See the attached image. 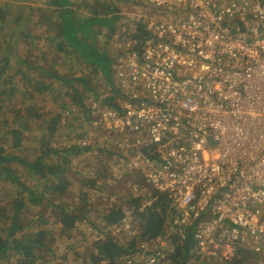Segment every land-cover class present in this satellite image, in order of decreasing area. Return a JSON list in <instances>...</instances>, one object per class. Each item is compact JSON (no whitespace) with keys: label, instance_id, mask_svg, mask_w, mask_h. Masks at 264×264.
I'll list each match as a JSON object with an SVG mask.
<instances>
[{"label":"built area","instance_id":"1","mask_svg":"<svg viewBox=\"0 0 264 264\" xmlns=\"http://www.w3.org/2000/svg\"><path fill=\"white\" fill-rule=\"evenodd\" d=\"M119 15L149 38L136 50L129 24L112 63L117 107H89L123 172L172 214L167 233L142 239L126 208L95 241L135 242L121 264H175L170 236L190 234L187 264H228L242 249L264 264V0H126Z\"/></svg>","mask_w":264,"mask_h":264},{"label":"trees","instance_id":"2","mask_svg":"<svg viewBox=\"0 0 264 264\" xmlns=\"http://www.w3.org/2000/svg\"><path fill=\"white\" fill-rule=\"evenodd\" d=\"M25 1L0 0V264H54L55 252L50 246L52 242H58L57 238L59 241L69 242L64 249L72 255V243L86 244L92 240V232L102 233L108 225L119 222L126 208L134 210L135 221L141 229L140 238L154 239L162 233H167L165 221L172 212L166 199L156 193H152L150 197L146 194L136 197L131 194L122 196L118 198L117 203H109L108 208H99L92 218L90 217L93 216V208L88 207L87 193L78 198L79 205H75L73 199L68 202L65 198L67 190L72 186L66 167L69 159L88 153L96 145H69L64 149H55L51 139L57 131L65 128L60 125L61 112L65 109L68 112L75 109L73 113L77 111L76 119L80 122L82 131L75 138L86 137L92 134L95 128L101 127L95 125L96 120L91 114L93 110L89 104L93 101L88 103L90 99H83L78 93L80 89L73 85L75 81L80 82L85 93H94V99H100L98 93L88 87L86 78H70L66 81L63 75L44 69L35 62L37 55L42 53L40 47L33 43L37 34L31 32L36 27L34 19L31 20L36 15V9L27 6ZM42 2L59 21V35L50 36L48 42L54 44L59 53L67 51L64 46H69L85 63L94 65L95 70H98L105 80H111L112 84V63L120 50H117L115 56L105 59L106 54L99 52L96 42L99 38L107 39V34L99 33L95 27H105L112 34L116 32L117 23L119 26V20L122 19L119 13L126 0H120L121 3L115 8L106 7V12L112 15L110 18L105 15L95 16L98 15L95 13L94 17L82 18L80 21L71 19L77 17L73 16L77 13L76 10L71 8L78 6V0ZM79 6L81 8L83 4ZM132 25L134 32L130 38L134 40L138 50L149 38V34L142 21L133 19ZM12 64L16 68L12 67ZM15 79L16 82L24 81V84H15L17 89L8 85ZM113 83L115 85V82ZM71 96L73 99L70 100ZM118 96V90L113 88L102 104L116 108ZM41 97L50 98L54 106L55 103L60 104L58 111H46ZM67 99L69 102L66 103ZM29 126L31 132H34L30 137L26 132L30 130ZM73 132L71 130L67 134L71 136ZM28 137L29 140L35 138V142L30 143L34 148V155H30L24 148L25 144L29 143L26 140ZM2 140L4 142H1ZM97 150L99 154L104 151L101 147ZM59 154L62 161L55 159ZM23 173L36 178L37 183L28 186L21 179ZM100 176L103 180L107 175L104 173ZM121 176L128 175L123 172ZM135 176L133 183L137 185L136 192H140L141 178L136 179ZM80 180L85 182L82 185L90 184L86 175H80ZM110 187L111 184H103L97 188L106 192ZM124 187L125 185H122L119 189ZM142 200H152V203L136 212ZM92 201L94 202L93 199ZM40 205L42 208L38 209ZM49 209L59 210L55 219L45 214ZM170 240L176 251L173 256L174 263H189L194 256L191 235L188 234L184 240L170 236ZM135 246V242L118 246L110 237H104L103 240L92 242L91 251L83 259V264H121V259L135 252ZM65 257L69 256L61 255V260L66 261ZM255 260L256 257L250 251L242 249L228 264H250Z\"/></svg>","mask_w":264,"mask_h":264},{"label":"rangeland","instance_id":"3","mask_svg":"<svg viewBox=\"0 0 264 264\" xmlns=\"http://www.w3.org/2000/svg\"><path fill=\"white\" fill-rule=\"evenodd\" d=\"M24 1V0H22ZM79 4L78 6H74L71 9L76 10V14L73 16H77L74 18H71L73 20H81L82 18H90L94 17V14H98L95 16H106L107 18L112 17V15L108 14L106 12V7H112L115 8L120 4V0H78ZM27 6H30L32 8L36 9V15L31 18V20L34 19V22L36 23L35 26L31 32H35L37 34V38L34 39L33 42L34 45H38L42 51L40 56L37 55V58H35V62L39 63L41 67L44 69H48L51 71H54L55 73L59 75H63V78L67 81L70 78H77V77H83L86 78L89 85L88 87H91L94 89L99 96V101L105 99L108 97L111 92L113 91V88L116 89L113 82H115L114 75L113 80L111 84V80H105L101 73L98 70H95L94 65H90L89 63H85L81 57L75 52L74 50H71L69 46H64L66 50H63L59 53L54 48V44H50L48 42V39L50 36L59 35V30L57 28V24L59 21L58 19H55V17L51 14V12L48 10L49 8H46L43 5L42 0H26L24 2ZM83 4V6L80 8V4ZM14 10V9H12ZM15 13V11L13 12ZM122 17V16H121ZM125 18H122L119 20V26L117 23L116 32L109 33L105 27H95L99 31V33L107 34V39L105 38H99L96 42V46L100 53L106 54L107 57L105 59L110 57H113L116 55L117 50L120 49V45L122 43L118 40V38L121 36L122 33L128 32L129 24L132 23L130 18V22H124ZM116 27V24L114 25ZM53 29V30H50ZM124 30L126 32H124ZM130 31V30H129ZM61 41V40H59ZM49 43V44H48ZM30 50V49H29ZM21 51V50H20ZM67 52V53H66ZM12 67L16 68L14 64L11 65ZM23 85L24 81H10L8 85L14 86V88L17 89L15 84ZM73 85H76L78 89V93L83 96V99H90L88 101H94V93H85L84 90H82L80 86V82L75 81ZM76 97V96H75ZM72 96L70 97L71 100ZM77 98V97H76ZM63 99V98H62ZM73 99V98H72ZM44 109L46 111L54 112L58 111L59 105L55 103L56 106H54L53 103H51L50 98H40ZM66 103L69 102V99L65 101ZM108 106V105H107ZM75 109H71L70 112H68L66 109L61 112V122L60 125L62 127H65L63 129H60L56 132V134L51 139L52 145L55 147V149H64L68 147L69 145H75L78 147H85V146H95L91 149L88 153L81 154L80 156L72 157L69 159L67 164L68 169V177L72 182L71 188L67 190V193L65 195V198L68 199V202L73 199L75 201V205H79L78 198L83 195L84 193H87L88 197V207L93 208V212L90 218L94 217L96 215V212L100 210L103 206L105 208H108L107 206H110L112 203H117L118 198L122 196H128L130 194L129 191H131L132 183L134 181V178L128 175V176H120L123 171L122 169H127L126 167H120V160L122 158L120 157V152L117 146V142L115 139H111L110 141L105 140L104 134L102 133L103 129L100 130V128H95L94 132L92 134H88L86 137L83 138H75L78 133H80V122H77L76 119V112L73 113ZM12 116V115H11ZM80 119V116H77ZM30 130H27L26 132L29 133V137L34 134V132H31V126H29ZM85 129V128H84ZM83 129V130H84ZM74 131L71 136L67 134V132ZM26 138V140L29 141L25 144V150L30 152V155H34L35 153L32 151L34 150L33 146L30 145V143L35 142V138H30L29 140ZM1 142H4L2 140ZM103 148L104 151L102 153H98V148ZM123 153V152H121ZM59 154L58 157L55 159L58 161H62V158ZM122 156V155H121ZM126 155H124V158ZM103 165V167H101ZM106 173L107 176H105L103 180H101L100 175ZM80 175H86V179L90 182L89 185H82L84 180H80ZM110 175V176H109ZM21 179L28 185H34L37 183L36 178L32 177L28 173H23L21 175ZM137 179V178H136ZM141 185L139 186L140 192L137 190L136 194L137 196L140 194H146L148 197L154 193L149 188L147 189L145 184L141 181ZM7 187L8 185L4 183ZM106 184L109 186L111 184V187L105 192H101L98 190V186ZM125 185L124 188L121 190L119 189L120 186ZM87 186V187H86ZM137 188V185L135 186ZM9 188V187H8ZM90 193V194H89ZM94 200V202L92 201ZM82 200V199H81ZM100 203V205H99ZM104 203L103 205H101ZM42 208V205L38 207V209ZM102 209V208H101ZM59 213V210L57 209H49L45 211V214L55 219V216ZM95 223V222H94ZM85 234V233H84ZM90 234V231H89ZM92 240L88 241L86 244H78V243H72L71 249H73L72 255H70L69 252H65L66 245H69V242L67 241H59V238H57L58 242H52L50 248L55 252L54 255V264H83V259L85 256L89 255L88 253L91 251V244L96 239V231L92 232V235H90ZM88 237V236H87ZM65 246V247H64ZM68 255L69 257H65L66 261L61 260V255ZM1 264H7V263H1ZM250 264H254L253 262Z\"/></svg>","mask_w":264,"mask_h":264},{"label":"crops","instance_id":"4","mask_svg":"<svg viewBox=\"0 0 264 264\" xmlns=\"http://www.w3.org/2000/svg\"><path fill=\"white\" fill-rule=\"evenodd\" d=\"M121 174H123V172H122ZM120 176H121V175H120ZM100 177H101V176H100ZM101 178H102V177H101ZM130 194L136 197V196H137V194H136V189L133 188L132 191L130 192Z\"/></svg>","mask_w":264,"mask_h":264}]
</instances>
